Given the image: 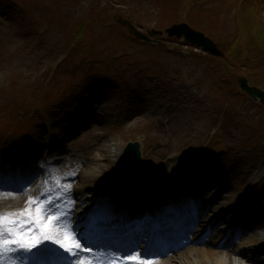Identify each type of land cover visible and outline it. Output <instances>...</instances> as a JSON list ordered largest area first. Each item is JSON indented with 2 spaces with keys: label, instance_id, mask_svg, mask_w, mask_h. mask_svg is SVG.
<instances>
[{
  "label": "rangeland",
  "instance_id": "obj_1",
  "mask_svg": "<svg viewBox=\"0 0 264 264\" xmlns=\"http://www.w3.org/2000/svg\"><path fill=\"white\" fill-rule=\"evenodd\" d=\"M247 1L0 0V145L6 142L7 147H15L22 135L35 149L51 132L52 141L63 151L53 157H74L77 164L82 162L77 155L87 154L88 162L79 165L80 176L94 173L87 182L96 189L99 176L118 167L126 142L138 140L146 170L150 172L149 163H158L161 176L169 181L173 175L181 180L194 165L211 166L214 161L216 167H212L223 175L231 195L223 203L230 206L236 201L239 209L243 191L238 192L224 173L235 177L237 184L252 182L256 172L264 178V106L246 95L242 98L236 81L250 69V80L264 86V7L256 33L260 38L242 44L239 60L230 58L233 66L198 55L199 50L183 38H168L166 32L171 24L186 19L210 38L230 41L237 22L235 10ZM254 1L257 5L264 2L249 0V6ZM180 4L183 10L178 11ZM246 13L243 8L248 30L252 23ZM120 17L148 35L152 30L162 32L161 44L155 47L131 39L127 28L120 26ZM84 18L88 20L82 33L72 35ZM63 58L64 64L57 63ZM237 61L243 64L236 65ZM54 63L61 66L46 87ZM94 74L106 76L107 82L85 88ZM71 91L75 105L66 106L61 97ZM35 104L40 105L35 112L43 110L45 117L35 113L32 121L22 119L18 110ZM96 121H105L106 129L96 131L100 124ZM75 122L81 130L77 137L70 134ZM98 133H102L103 145L96 139ZM210 136L211 148L206 147ZM218 144L226 145L227 151L219 153L214 149ZM195 156L203 161L193 163ZM122 171L114 175L120 176L114 182L124 187L115 190L126 195L131 186ZM42 173L50 177L44 168ZM258 220L264 222V216ZM255 237L259 249L243 243L248 254L238 260L240 264H252L251 257L264 263V223Z\"/></svg>",
  "mask_w": 264,
  "mask_h": 264
},
{
  "label": "snow or ice",
  "instance_id": "obj_2",
  "mask_svg": "<svg viewBox=\"0 0 264 264\" xmlns=\"http://www.w3.org/2000/svg\"><path fill=\"white\" fill-rule=\"evenodd\" d=\"M4 151L3 148H0V160L4 158ZM241 195L243 194L241 193ZM52 203V201H49V205ZM39 211L40 209H37V212ZM48 219L49 221L55 220L58 223L60 217L53 218L49 216ZM3 223L4 214L0 213V264H2V256L6 246L10 251H22L29 254V259L32 261V264H73V258L78 259L82 251H91L90 248L83 245V242L79 240L78 236L76 237L77 243L72 246L66 245V241L69 239L68 236H65L64 240H61L51 232L45 233L42 239L33 237L31 241H27L19 236V234H17V238L13 239L11 229H9L8 237L5 238ZM122 255L127 261L135 259L132 255ZM140 255H143V250H141Z\"/></svg>",
  "mask_w": 264,
  "mask_h": 264
},
{
  "label": "bare ground",
  "instance_id": "obj_3",
  "mask_svg": "<svg viewBox=\"0 0 264 264\" xmlns=\"http://www.w3.org/2000/svg\"><path fill=\"white\" fill-rule=\"evenodd\" d=\"M99 122H100V124H99L100 127H98L97 129L104 131L106 129L107 123L105 121H99ZM96 139L99 140V142H101V145H103V143L105 142L103 140L101 134H98ZM38 149H39V147L35 148V150H38ZM67 163H65V164L62 163L61 166H59V174L55 175L54 179H58L61 176H63L64 174H67V172H68L66 170ZM26 196H27L26 193L25 194H17V193H12V192H5L3 194L1 193L0 194V209L4 211L3 207H5L6 208L5 213H9V215L16 214V213H18V211H16V209H14V208L15 207L20 208L21 206H23L21 204L23 203V199ZM17 234L20 235V231H18L16 233V235ZM254 234H255V230H252L249 233V236H252ZM182 255H185V258L188 261L192 258H195V259H193V261H196L197 264H200V262L197 261L198 258H202L203 260L213 261V262H215V264H237L236 259L232 258L231 256L225 255L224 257H221L216 252H213V251L201 252L199 250L192 249L191 247L189 248V250H187Z\"/></svg>",
  "mask_w": 264,
  "mask_h": 264
},
{
  "label": "water",
  "instance_id": "obj_4",
  "mask_svg": "<svg viewBox=\"0 0 264 264\" xmlns=\"http://www.w3.org/2000/svg\"><path fill=\"white\" fill-rule=\"evenodd\" d=\"M169 32L170 34H183L186 39L195 42L198 45H201L205 50H208L210 52L215 51L214 45L210 41H208L201 33L194 32L183 24L174 26L172 29H170ZM241 88L246 90L252 97L259 98V100L264 103V93L261 90L255 87H249L244 80L241 81Z\"/></svg>",
  "mask_w": 264,
  "mask_h": 264
}]
</instances>
